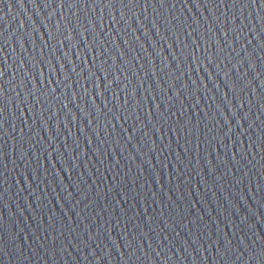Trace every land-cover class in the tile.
Masks as SVG:
<instances>
[{
	"label": "water",
	"instance_id": "water-1",
	"mask_svg": "<svg viewBox=\"0 0 264 264\" xmlns=\"http://www.w3.org/2000/svg\"><path fill=\"white\" fill-rule=\"evenodd\" d=\"M0 264H264V0H0Z\"/></svg>",
	"mask_w": 264,
	"mask_h": 264
}]
</instances>
